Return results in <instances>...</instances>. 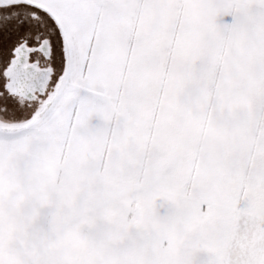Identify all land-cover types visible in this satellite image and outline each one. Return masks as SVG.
I'll list each match as a JSON object with an SVG mask.
<instances>
[{"label":"snow or ice","instance_id":"obj_1","mask_svg":"<svg viewBox=\"0 0 264 264\" xmlns=\"http://www.w3.org/2000/svg\"><path fill=\"white\" fill-rule=\"evenodd\" d=\"M0 264H264V0H0Z\"/></svg>","mask_w":264,"mask_h":264}]
</instances>
